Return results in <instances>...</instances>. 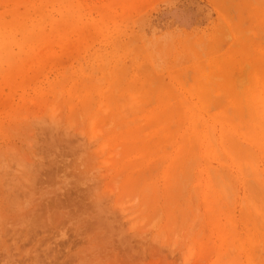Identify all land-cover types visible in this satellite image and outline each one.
Wrapping results in <instances>:
<instances>
[{
  "label": "rangeland",
  "instance_id": "obj_1",
  "mask_svg": "<svg viewBox=\"0 0 264 264\" xmlns=\"http://www.w3.org/2000/svg\"><path fill=\"white\" fill-rule=\"evenodd\" d=\"M0 264H264V0H0Z\"/></svg>",
  "mask_w": 264,
  "mask_h": 264
}]
</instances>
